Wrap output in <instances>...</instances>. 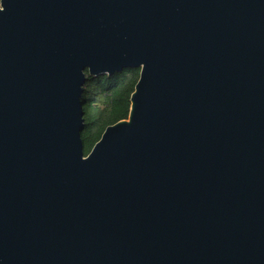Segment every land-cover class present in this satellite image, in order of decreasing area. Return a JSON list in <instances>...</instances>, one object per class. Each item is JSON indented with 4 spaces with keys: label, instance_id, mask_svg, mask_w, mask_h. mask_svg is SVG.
Segmentation results:
<instances>
[{
    "label": "water",
    "instance_id": "water-1",
    "mask_svg": "<svg viewBox=\"0 0 264 264\" xmlns=\"http://www.w3.org/2000/svg\"><path fill=\"white\" fill-rule=\"evenodd\" d=\"M0 264H264V0H0Z\"/></svg>",
    "mask_w": 264,
    "mask_h": 264
},
{
    "label": "trees",
    "instance_id": "trees-1",
    "mask_svg": "<svg viewBox=\"0 0 264 264\" xmlns=\"http://www.w3.org/2000/svg\"><path fill=\"white\" fill-rule=\"evenodd\" d=\"M140 76V68H125L113 75L87 74L83 86L82 105L84 152L88 154L107 126L128 118L131 95Z\"/></svg>",
    "mask_w": 264,
    "mask_h": 264
}]
</instances>
